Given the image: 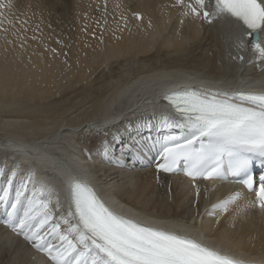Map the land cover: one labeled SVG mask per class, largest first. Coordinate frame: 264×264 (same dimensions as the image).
<instances>
[{"label":"bare ground","instance_id":"1","mask_svg":"<svg viewBox=\"0 0 264 264\" xmlns=\"http://www.w3.org/2000/svg\"><path fill=\"white\" fill-rule=\"evenodd\" d=\"M15 4L20 13L13 16V24L8 23L2 13ZM48 4L65 12L75 5L79 10L66 21L61 13L51 16ZM175 4L176 0H0L4 5L0 7V170L4 171L0 187L12 170L48 185L57 194L52 205L56 223L69 211L68 190L77 175L104 192L108 189L117 209L174 217L186 233L182 236L208 243L209 233L216 243L225 241L226 249L259 259L264 257V212L243 207L254 201L251 194L224 182L184 184L138 162L128 161L116 170L117 159L127 160L124 146L105 148L103 142L111 130L134 129L132 114L158 120L157 112L167 108L158 93L176 86L166 78L168 73L184 76L175 80L183 85L195 82L211 91L222 90L218 82L249 79L230 72L224 56L226 43L237 32L234 24L215 31L217 27L184 15L186 9ZM136 12L142 13L141 20L133 16ZM61 30L68 36L59 38ZM238 38L242 39L241 32L231 39L230 57ZM262 68L257 63V72ZM256 84L254 79L242 86L250 90ZM137 140L131 146L134 151L140 150L142 138ZM215 185L209 208L197 222H187L182 215L194 203L199 209L205 206L199 202L201 192L208 193ZM237 192L244 199L209 221L207 212L216 202ZM0 264L54 261L0 224Z\"/></svg>","mask_w":264,"mask_h":264},{"label":"snow or ice","instance_id":"2","mask_svg":"<svg viewBox=\"0 0 264 264\" xmlns=\"http://www.w3.org/2000/svg\"><path fill=\"white\" fill-rule=\"evenodd\" d=\"M175 6L209 24L230 21L249 40L254 62L264 63V0H176ZM237 44L243 47V39L238 38ZM165 100L175 115L161 116L156 125L159 138L138 145L141 151H155L157 170L182 173L193 181L236 178L232 182L242 183L256 197L243 207L264 212V174L257 183L251 170L252 156L258 155L264 163V92L185 88ZM145 126L151 129V122ZM175 129L179 135L173 134ZM56 195L48 185L15 170L0 187L4 216L0 223L47 253L54 264H242L188 236L116 214L93 187L81 182L70 186L67 215L52 223ZM196 195H200L198 187ZM241 199L242 193L231 194L214 205L211 214L226 213ZM55 203L59 205V200Z\"/></svg>","mask_w":264,"mask_h":264},{"label":"rangeland","instance_id":"3","mask_svg":"<svg viewBox=\"0 0 264 264\" xmlns=\"http://www.w3.org/2000/svg\"><path fill=\"white\" fill-rule=\"evenodd\" d=\"M13 1H15V0H13ZM18 9L19 8L17 7L16 4L13 6V8H12V10L10 12L4 9V13H2L3 14V20L6 21V22H8V23H12L13 24L14 23L13 16H15L16 14H19L20 13V10L17 11ZM55 9H57L58 11H61V12L63 11L64 14L70 15L72 13V11H73L74 8H70L69 10H67L69 12L68 13L67 11L65 12L64 10H61L59 8H56V5L55 4H48V6H47V12H49L51 16H58L60 14V12H56ZM15 11H17V12H15ZM57 36H59V38H63V37L68 36V35L66 34L65 31L63 32V30H61V31H59L57 33ZM60 97L61 96H58V98H60ZM206 209H207L206 206H202L199 209L200 215L198 216V218H196V216L194 215V212L192 210V207H191V209L189 211L185 212L182 215V217H184V219H186V220L187 219L188 220H191L192 219V222L194 223V222H197L201 218V216L204 214V212H205Z\"/></svg>","mask_w":264,"mask_h":264}]
</instances>
